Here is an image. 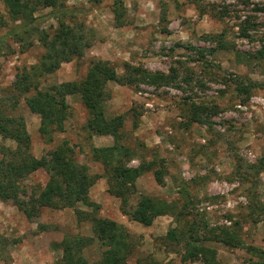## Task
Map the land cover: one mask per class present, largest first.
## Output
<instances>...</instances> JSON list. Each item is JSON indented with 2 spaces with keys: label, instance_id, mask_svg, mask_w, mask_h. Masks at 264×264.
Returning <instances> with one entry per match:
<instances>
[{
  "label": "rangeland",
  "instance_id": "rangeland-1",
  "mask_svg": "<svg viewBox=\"0 0 264 264\" xmlns=\"http://www.w3.org/2000/svg\"><path fill=\"white\" fill-rule=\"evenodd\" d=\"M26 1L32 17L26 26L35 30L18 41L9 31L28 18H12L0 0V105L23 119L29 138L23 153L50 160L65 143L66 155L96 175L88 199L98 205L96 216L128 231L126 264H208L199 255L182 260L190 235L212 249L221 264H247L254 259L247 251L250 246L264 250V164L259 166L264 162V0H122L120 23L113 17V0ZM58 21L82 30L90 44L80 56L38 76L32 67L43 48L36 30L51 34ZM98 60L108 61L119 76L126 65L135 73L175 76L168 82H148L139 74L132 83L109 81V96L102 103L106 117L123 116L120 141L129 156H121L122 161L127 166L150 164L136 178L126 205H133L140 194L167 205L148 226L122 211L120 199L99 176L104 166L91 150L111 145L112 137L85 129L88 108L80 95L66 96L62 130L47 138L38 131L37 114L23 100L34 88L26 93L10 88L15 73L29 74L40 89L78 81ZM241 84L249 87L248 93ZM11 93H18L14 109L4 99ZM189 103L215 106L209 123H189ZM7 148L14 149L15 142L0 135V149ZM155 170L161 171L159 180ZM47 179L43 169H36L0 199V264H57L63 244L75 235L93 238L82 250L88 262L99 258L91 207L81 202L39 206L28 218L14 204V198L28 200ZM219 227L234 230L241 242L233 246L217 241ZM170 233L178 238H169Z\"/></svg>",
  "mask_w": 264,
  "mask_h": 264
},
{
  "label": "trees",
  "instance_id": "trees-1",
  "mask_svg": "<svg viewBox=\"0 0 264 264\" xmlns=\"http://www.w3.org/2000/svg\"><path fill=\"white\" fill-rule=\"evenodd\" d=\"M12 13V18L22 16L28 18L16 27L10 29L9 34L16 36L18 41L23 40V34L34 32V28L26 26L31 17L30 8L27 9L26 0H3ZM97 1V0H94ZM39 2V0H38ZM44 5L49 0L42 1ZM28 10V12H26ZM123 5L122 0L112 1V12L114 20L120 23ZM38 39L42 45L43 52L37 64L32 68L38 76H43L54 72L61 63L69 61L72 57L80 56L85 48L89 46V40L85 33L75 26H68L62 21H58V26L51 34L36 30ZM126 73L117 75L115 69L106 60H98L91 63L83 78L78 81H63L49 84L46 87L38 88L32 84L30 75L26 73H15L10 88L18 93H26L29 88L33 89L32 94L26 95L23 100L29 111L37 114L39 118L38 131L41 135L50 138L54 131L62 130V122L66 115L68 105L65 101L67 95H80L83 103L88 108V116L85 121V129L90 134L109 135L112 137V144L108 146L92 148L91 154L94 160L100 161L104 170L99 175L106 180L107 191L120 199L122 211L141 225L148 226L154 217L162 214L167 205L159 202L151 196L140 194L133 205L127 206L128 198L135 192V180L148 169L149 163L141 162L136 166H127L122 161L121 156L128 157L129 149L121 141V127L123 116L120 114L106 117L102 112V103L109 96L106 83L109 81L118 84L132 83L139 74L140 79L148 82H168L175 76L152 75L147 72L135 73L136 70L126 65ZM242 92L248 93L249 87L242 84ZM16 93V94H18ZM15 93H11L9 107L14 109L17 103ZM5 106V105H3ZM0 105V135L3 138H10L15 142V148L6 150L0 149V199L8 197V191L16 187L18 180L36 169H43L48 179L45 185L37 193L34 190L28 196V200L14 198V204L26 217L34 215L39 206L47 207H73L77 202L91 207L93 215L89 217L92 223V232L100 249L99 258L88 262L82 250L92 243L93 238L75 235L65 242L61 248L62 254L57 264H126V256L130 247V235L128 231L115 221L96 216L98 205L88 199V188L93 184L96 175L89 174L84 164L77 163L64 152V148H58L53 152L50 160L44 156L33 157L29 153H23L28 146L29 138L25 130L21 116H12L6 113ZM189 123H209V115L216 111L215 106L189 103ZM68 148V147H66ZM7 151V152H6ZM9 155V158L5 156ZM263 160L259 161V166H263ZM252 166V165H251ZM160 170L153 171L157 180L161 176ZM180 192L188 196L186 190L182 188ZM75 210V214L88 218L89 214L84 211ZM204 226L205 221H202ZM216 240L224 245H238L241 241L234 230H227L219 227ZM169 238H178L175 233H170ZM247 251L253 256L247 264H264V250L257 247H247ZM202 256L208 264H221L215 260V252L204 247L197 239V236L190 235L184 240L183 259H194Z\"/></svg>",
  "mask_w": 264,
  "mask_h": 264
},
{
  "label": "built area",
  "instance_id": "built-area-1",
  "mask_svg": "<svg viewBox=\"0 0 264 264\" xmlns=\"http://www.w3.org/2000/svg\"><path fill=\"white\" fill-rule=\"evenodd\" d=\"M238 107H240V105H237Z\"/></svg>",
  "mask_w": 264,
  "mask_h": 264
}]
</instances>
